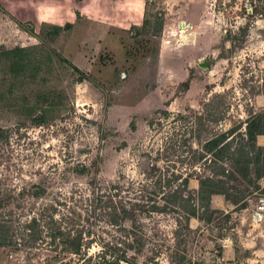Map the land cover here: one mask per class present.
I'll return each mask as SVG.
<instances>
[{
	"label": "rangeland",
	"instance_id": "rangeland-1",
	"mask_svg": "<svg viewBox=\"0 0 264 264\" xmlns=\"http://www.w3.org/2000/svg\"><path fill=\"white\" fill-rule=\"evenodd\" d=\"M138 1L135 24L120 6L97 0L87 1L97 15L76 11L70 26L20 21L0 6V218L10 224L0 264L73 263L50 227L92 231L88 254L104 241L133 243L125 249L135 264H264V218L252 219L264 175L256 179L253 163L249 178L220 176L228 200L244 209L217 211L199 235L182 230L184 245L172 235L174 208L158 209L171 189L147 175L153 162L192 170L193 149L264 109V0ZM242 137L224 141L232 153ZM195 168L210 174L202 160ZM122 208L128 215L112 224L106 213ZM234 234L243 236L241 260L220 261L208 238Z\"/></svg>",
	"mask_w": 264,
	"mask_h": 264
},
{
	"label": "trees",
	"instance_id": "trees-1",
	"mask_svg": "<svg viewBox=\"0 0 264 264\" xmlns=\"http://www.w3.org/2000/svg\"><path fill=\"white\" fill-rule=\"evenodd\" d=\"M70 25V23L65 24V26ZM61 28V26H55L54 30L57 31ZM181 84L187 89L189 81L186 80ZM204 130L208 131L209 129L205 128ZM235 132L239 133L241 136L244 135V137H242V141L244 140L245 143L242 144L236 152L232 153L230 151L231 142L224 141L229 135H232ZM258 134H264V109L258 112H250L247 117L239 120L237 124L224 131H220V133L214 137L207 138L202 142V148L199 151L193 149L191 160V167H193V169L190 171L185 173H174L170 172L168 168L162 169V167L155 162L151 164L149 170L147 171V175L155 178L154 183L156 185H164V187L171 189L165 197V204L158 209L163 210V208H167L170 205L174 208V212L179 215V217L175 219V227L172 234L174 239H177V236H180V239H177L176 243H183V245L184 243L186 244V240L181 237V231L184 230L187 233L192 232V229L189 226V220L191 217H205L207 220H210L212 218V214L217 212V210L210 209V214L208 216L201 215L197 213L199 206L208 208L211 198L215 194L224 195L227 200L230 198L231 194L228 193L229 189L225 186L226 181L220 176L225 175L237 180V177L234 174L237 172L240 173L243 178L247 177L250 172L248 166L251 163L255 165L254 172L256 179L264 175L263 164L259 166L261 160L264 162V147H261L256 143V136ZM1 135L2 134L0 132V137ZM251 153H255L254 159L250 155ZM185 160V157L181 158V161ZM200 160L203 161V168L209 169L210 174H201L199 171H196L195 164ZM226 160H228L232 167H234V170L230 173H228L229 171L226 172L225 165H223ZM218 162H221V165H219ZM190 178H196L199 180L198 190H192L189 188ZM259 187L258 183L256 188L259 189ZM239 193L240 192L236 190V201L243 199V196L241 194L239 195ZM102 202V207L104 208L107 206H109L110 209L113 207L115 208L111 200H102ZM107 214H110L111 223L117 225L120 223V218H124L128 215V211L127 209L122 208L120 213H117V210H113L110 213H106V215ZM35 223H37V221L33 218L27 226L32 228ZM9 227L10 224H8V221L4 218H0V244L4 242L2 240H4L3 238H5L9 232ZM50 228L53 238L52 243H54L55 247L69 249L72 252V255L70 256L75 258L73 263L69 260L64 262V264H122L123 262H126L127 264H135L128 259L125 249L128 247L133 248V243L120 241V244H117V242L111 243L104 241L103 244L101 243V249L95 255L91 253L88 254V249L91 244L96 241L94 237H90L91 234H93L92 231L79 230L75 233H71L69 230L59 228L53 231L52 227ZM86 234H89V236L86 237ZM185 252L186 250H183V255L180 257L181 260L186 258Z\"/></svg>",
	"mask_w": 264,
	"mask_h": 264
},
{
	"label": "crops",
	"instance_id": "crops-1",
	"mask_svg": "<svg viewBox=\"0 0 264 264\" xmlns=\"http://www.w3.org/2000/svg\"><path fill=\"white\" fill-rule=\"evenodd\" d=\"M88 0H38L37 3L31 2L27 3L23 0H0V6L8 13L9 16L16 18L17 20H25L27 18L43 22V23H72L76 16V11L79 12L81 16L92 17L97 13L95 6H88ZM99 2H108L109 5L120 6L123 12V16L127 18L129 16L131 19V24H135L140 20L141 11L143 9V4L140 1L134 0L132 4L128 3L127 0H97ZM126 1V2H125ZM137 3H136V2ZM97 15V14H96ZM256 143L259 146H264V134H258L256 136ZM189 188L192 190H198L199 180L196 178H190ZM226 200L221 194H215L211 198V202L208 208L204 206H199L197 213L204 215L210 209H214L220 212V216L227 217L229 214L238 213L244 208L239 209L240 201L233 204ZM213 218V217H212ZM207 220L205 217L198 218L193 216L189 220V226L192 231L196 232L198 235L201 232L208 231L210 227L213 226V219ZM234 229V228H232ZM235 232H239L236 229ZM243 239L241 234H234L232 237L228 235L221 236H210L208 238L209 242H215L218 245V249L212 248L213 252L218 255L217 259L220 261H236L239 262L240 256L239 252L241 248L240 243ZM198 240L193 241V250L197 248ZM211 249V250H212ZM211 252V253H213ZM252 253L257 254L255 249ZM215 254V256H216Z\"/></svg>",
	"mask_w": 264,
	"mask_h": 264
},
{
	"label": "built area",
	"instance_id": "built-area-1",
	"mask_svg": "<svg viewBox=\"0 0 264 264\" xmlns=\"http://www.w3.org/2000/svg\"><path fill=\"white\" fill-rule=\"evenodd\" d=\"M264 218V195L258 197L257 203L254 206L252 219L256 222L262 221Z\"/></svg>",
	"mask_w": 264,
	"mask_h": 264
},
{
	"label": "water",
	"instance_id": "water-1",
	"mask_svg": "<svg viewBox=\"0 0 264 264\" xmlns=\"http://www.w3.org/2000/svg\"><path fill=\"white\" fill-rule=\"evenodd\" d=\"M198 64L203 66V67L207 66V62H198Z\"/></svg>",
	"mask_w": 264,
	"mask_h": 264
}]
</instances>
